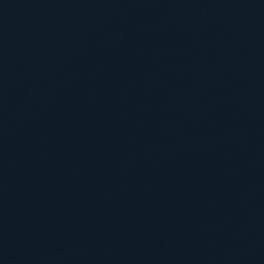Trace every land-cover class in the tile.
I'll use <instances>...</instances> for the list:
<instances>
[{
  "label": "water",
  "instance_id": "obj_1",
  "mask_svg": "<svg viewBox=\"0 0 264 264\" xmlns=\"http://www.w3.org/2000/svg\"><path fill=\"white\" fill-rule=\"evenodd\" d=\"M0 264H264V0H0Z\"/></svg>",
  "mask_w": 264,
  "mask_h": 264
}]
</instances>
